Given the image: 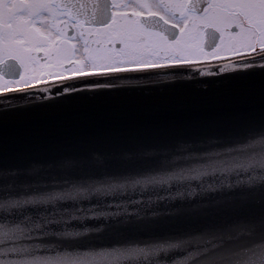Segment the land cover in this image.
I'll return each mask as SVG.
<instances>
[{
	"label": "snow or ice",
	"instance_id": "obj_1",
	"mask_svg": "<svg viewBox=\"0 0 264 264\" xmlns=\"http://www.w3.org/2000/svg\"><path fill=\"white\" fill-rule=\"evenodd\" d=\"M0 8V97L5 112L20 107L5 98L43 82L57 87L79 83L63 87L57 97L103 94L172 84L177 80L174 72L165 83L142 84L140 77L197 65L217 68L199 75L225 84L238 105L251 104L257 94L262 104L259 131L176 156L174 166L163 172L51 192L31 191L26 182L0 185V264H264V224L234 223L145 243L70 246L57 241H80L103 232V227L44 230L30 214L18 215L138 185L171 188L188 182L190 196L197 192L191 188L193 181L202 182L201 191L264 185V0H0ZM248 124L250 120L241 121ZM181 160L196 162L180 165ZM18 171L7 175L16 177ZM209 177H219V183L204 184ZM183 195L177 191L171 198ZM71 219L83 217L72 212Z\"/></svg>",
	"mask_w": 264,
	"mask_h": 264
},
{
	"label": "water",
	"instance_id": "obj_2",
	"mask_svg": "<svg viewBox=\"0 0 264 264\" xmlns=\"http://www.w3.org/2000/svg\"><path fill=\"white\" fill-rule=\"evenodd\" d=\"M217 70L208 65L162 69L158 75L140 77L141 83L168 82L173 72L176 82L103 94L57 97L63 87L79 83L57 87L43 82L25 94L5 98L20 106L7 112L0 97V185L26 182L31 191L51 192L74 184L123 182L166 171L174 166V157L202 151L211 142L224 144L259 131V94L251 104L238 105L227 95L225 84L199 75ZM255 83L258 90L259 78ZM50 95L55 98L48 99ZM246 120L250 124L242 126ZM195 162L181 160L179 164ZM14 170H19L16 177L7 175ZM190 183L197 189L195 196L188 195V182L171 188L149 185L143 190L138 185L112 194H93L90 199L29 208L18 215L30 214L33 221L45 225L44 230L103 227V232L80 241H57L70 246L89 241L145 243L234 223L264 224V185L201 191L202 182ZM203 183H219V177ZM177 191H183V197L172 199ZM72 212L83 219L72 220ZM51 219L61 222L46 224Z\"/></svg>",
	"mask_w": 264,
	"mask_h": 264
},
{
	"label": "clouds",
	"instance_id": "obj_3",
	"mask_svg": "<svg viewBox=\"0 0 264 264\" xmlns=\"http://www.w3.org/2000/svg\"><path fill=\"white\" fill-rule=\"evenodd\" d=\"M137 187V186H136ZM139 187H140V189L141 190H143L144 189V186L143 185H139ZM130 189H133V188H131V187H129ZM109 194H112V193H109ZM101 195H103V194H101Z\"/></svg>",
	"mask_w": 264,
	"mask_h": 264
},
{
	"label": "flooded vegetation",
	"instance_id": "obj_4",
	"mask_svg": "<svg viewBox=\"0 0 264 264\" xmlns=\"http://www.w3.org/2000/svg\"><path fill=\"white\" fill-rule=\"evenodd\" d=\"M3 11V9L2 8H0V12H2ZM37 83H40V82H37ZM17 87H19V86H17Z\"/></svg>",
	"mask_w": 264,
	"mask_h": 264
}]
</instances>
